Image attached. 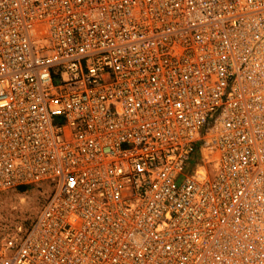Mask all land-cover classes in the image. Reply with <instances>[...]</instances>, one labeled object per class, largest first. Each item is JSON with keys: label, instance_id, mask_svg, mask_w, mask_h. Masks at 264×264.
<instances>
[{"label": "built area", "instance_id": "obj_1", "mask_svg": "<svg viewBox=\"0 0 264 264\" xmlns=\"http://www.w3.org/2000/svg\"><path fill=\"white\" fill-rule=\"evenodd\" d=\"M0 264H264V0H0Z\"/></svg>", "mask_w": 264, "mask_h": 264}, {"label": "rangeland", "instance_id": "obj_2", "mask_svg": "<svg viewBox=\"0 0 264 264\" xmlns=\"http://www.w3.org/2000/svg\"><path fill=\"white\" fill-rule=\"evenodd\" d=\"M10 196H12V197H10ZM9 196V198L7 199V206L10 208V207H12V205L14 206V203L16 202V201H18V199H19V197H21V195H16V194H11ZM29 199H31L30 200V203L31 204H29L28 206H24V211H27L28 210V212L29 213H31V212H34L35 210H37V208H38V206L42 203V201H43V197L41 196V197H39V200H36V196H37V194H35V193H33V191H30L29 192ZM12 198V199H11ZM22 208V207H21ZM21 210V209H20Z\"/></svg>", "mask_w": 264, "mask_h": 264}]
</instances>
